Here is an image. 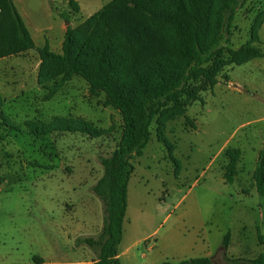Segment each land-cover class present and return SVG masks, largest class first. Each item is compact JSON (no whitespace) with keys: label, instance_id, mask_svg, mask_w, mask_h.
<instances>
[{"label":"rangeland","instance_id":"374dc122","mask_svg":"<svg viewBox=\"0 0 264 264\" xmlns=\"http://www.w3.org/2000/svg\"><path fill=\"white\" fill-rule=\"evenodd\" d=\"M76 1L79 11L69 0H14L36 47L0 56V264H93L96 258L76 240L101 231L104 206L92 186L103 174L100 156L120 140L122 116L104 92L79 75L65 79L62 66L39 54L45 45L61 53L68 25L79 61L90 64L107 43L88 17L110 0ZM150 2L157 12L172 8V0ZM117 22L105 73L138 98L179 69L175 36L153 17L125 13ZM12 31L4 13L0 51ZM230 39L234 49L253 46L264 54V0L237 8ZM210 66L218 82L211 88L202 76L192 80L201 99L184 95L183 112L168 106L156 115L143 155L132 160L123 264L202 255L228 264L222 248L228 231L229 257L264 252V194L254 179L264 148V55L237 63L225 52ZM57 117L77 129L34 134L26 126L33 120L41 131ZM236 148L242 154L227 183V150Z\"/></svg>","mask_w":264,"mask_h":264},{"label":"trees","instance_id":"16d2710c","mask_svg":"<svg viewBox=\"0 0 264 264\" xmlns=\"http://www.w3.org/2000/svg\"><path fill=\"white\" fill-rule=\"evenodd\" d=\"M246 0H172L170 11L157 12L150 0H110L88 17V21L99 27L105 34L107 43L98 51L94 60L87 64L73 56V29L68 25L62 45V52L52 51L48 45L39 48L41 61H51L62 66L66 78L81 76L91 87L105 93L106 101L119 110L123 129L115 149L108 155L100 156L103 167L102 176L92 186L94 194L102 201L104 218L101 231L96 236H80L77 245L83 244L96 255L93 264H122L119 253L123 239L124 222L128 207V185L135 169L132 160L142 156L150 141V128L156 115L168 106L183 112L182 97L188 95L201 99L197 91L190 87L192 80L202 76L213 87L218 79L210 66L225 52L237 63L251 58L262 57L263 52L253 46L232 48L230 36L237 8ZM75 11L80 10L76 0H69ZM6 13L12 35L0 51V56L18 54L36 47L35 41L19 13L14 0H0V18ZM133 14L153 17L168 25L175 36V49L180 67L165 81L147 88L140 97L135 98L105 73V66L111 50L110 42L118 26L117 16ZM67 20V18L65 17ZM59 85L52 87L51 95L58 91ZM4 98L0 91V106ZM26 126L40 134L56 130H73L71 120L57 117L53 122L39 124L27 120ZM169 145V143L167 142ZM171 147V145H169ZM242 151L240 148L227 150L228 163L224 178L227 183L234 181L236 166ZM257 191L264 194V148L261 150L254 170ZM230 231L222 239V248L228 264H264V252L254 258L227 255L230 244ZM261 240L262 237L260 236ZM159 264H215L208 255L184 258L179 261L163 260Z\"/></svg>","mask_w":264,"mask_h":264},{"label":"crops","instance_id":"0c3cea01","mask_svg":"<svg viewBox=\"0 0 264 264\" xmlns=\"http://www.w3.org/2000/svg\"><path fill=\"white\" fill-rule=\"evenodd\" d=\"M16 5V4H15ZM18 9V8H17ZM19 13L21 14V16L23 17V19L24 20H26L25 18V15H23L21 12H20V10H19ZM119 257H120V260H121V263L123 264V262H122V259H121V253H119ZM184 259V258H183ZM179 260H181V259H179ZM179 260H177V261H179ZM160 262H158L157 264H159Z\"/></svg>","mask_w":264,"mask_h":264},{"label":"water","instance_id":"95a60500","mask_svg":"<svg viewBox=\"0 0 264 264\" xmlns=\"http://www.w3.org/2000/svg\"><path fill=\"white\" fill-rule=\"evenodd\" d=\"M216 264V263H215Z\"/></svg>","mask_w":264,"mask_h":264}]
</instances>
